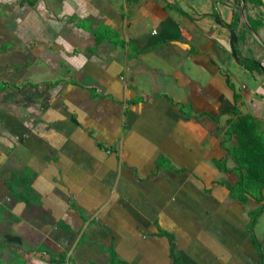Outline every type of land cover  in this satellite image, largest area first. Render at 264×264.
<instances>
[{
	"label": "crops",
	"instance_id": "0c3cea01",
	"mask_svg": "<svg viewBox=\"0 0 264 264\" xmlns=\"http://www.w3.org/2000/svg\"><path fill=\"white\" fill-rule=\"evenodd\" d=\"M0 59V264H173L160 230L261 264L264 192L217 162L264 136V0H0Z\"/></svg>",
	"mask_w": 264,
	"mask_h": 264
},
{
	"label": "trees",
	"instance_id": "16d2710c",
	"mask_svg": "<svg viewBox=\"0 0 264 264\" xmlns=\"http://www.w3.org/2000/svg\"><path fill=\"white\" fill-rule=\"evenodd\" d=\"M5 84L0 82V86ZM227 140L235 139L229 148H226L228 155L236 166L232 170L225 167V162H217L222 171H234L238 176V182L228 186L229 195L241 203H246L250 198L257 203H262L264 192V136L259 131V125L249 115H241L236 121L229 124L225 131ZM264 212V204L250 212L249 230L253 233L254 226L259 216ZM170 242V256L173 264H177L176 243L174 237L168 233L161 232ZM261 252V251H260ZM263 255H260L261 264Z\"/></svg>",
	"mask_w": 264,
	"mask_h": 264
},
{
	"label": "rangeland",
	"instance_id": "374dc122",
	"mask_svg": "<svg viewBox=\"0 0 264 264\" xmlns=\"http://www.w3.org/2000/svg\"><path fill=\"white\" fill-rule=\"evenodd\" d=\"M2 31V30H1ZM5 63V61H3V62H1V59H0V65L1 64H4ZM7 79V80H12L13 82H21V78L19 77V75H18V73L16 72V75H14V76H1L0 77V79ZM260 228H259V230H261L262 232H264V219H262L261 221H260Z\"/></svg>",
	"mask_w": 264,
	"mask_h": 264
}]
</instances>
